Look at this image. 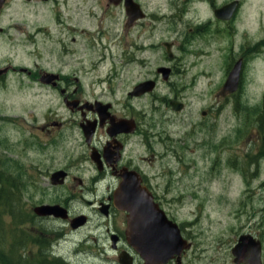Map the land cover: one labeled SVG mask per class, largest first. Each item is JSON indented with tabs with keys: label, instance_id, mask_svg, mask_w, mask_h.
Masks as SVG:
<instances>
[{
	"label": "rangeland",
	"instance_id": "374dc122",
	"mask_svg": "<svg viewBox=\"0 0 264 264\" xmlns=\"http://www.w3.org/2000/svg\"><path fill=\"white\" fill-rule=\"evenodd\" d=\"M138 1L146 12L155 13L159 9L161 17L168 16L165 7L168 0ZM44 10L42 9V18L48 15ZM255 11V24H243L238 28L246 29L258 40L264 36V0H255ZM78 17L82 26L91 28L82 13ZM45 21L48 22V19ZM124 21L122 10L114 8L110 19L105 22L107 37L101 41L105 44V50L95 46L93 53L82 51L79 55L82 70L86 71L91 65L94 71L83 77V80H93L96 77L110 80L109 85L114 94L106 96L113 100L114 110H120L126 99L125 92L137 82L150 77L155 66L165 63L164 50L159 43L174 42L171 49L174 51L180 35L185 31L184 25H172L165 19L155 23L156 29L150 28L145 20L143 28L134 26L126 30L123 29ZM85 37L81 36L78 42L84 43ZM133 44L140 45L141 51H135ZM150 44L156 46V49L148 47ZM210 44L208 47H201L205 48L203 50L206 53L198 59L176 52L178 59L173 64L180 62L182 66L179 65L181 71L171 78V82L176 89L184 87L182 95L184 94L187 105L185 110L175 114L164 111L165 107L160 101H152L150 97L132 100L130 104L144 111L147 120H151V117L155 121L161 118L157 127L161 141L153 145L154 153L160 157L149 168L148 175H156L157 172L160 174L166 168L174 172L171 190L166 197L167 204L163 203V207L177 223L192 222V233L200 234L196 239L199 248L218 245L217 252L216 248L209 250L210 255L218 256L225 254L232 242L231 229H237L242 224L235 221V217L240 213L248 215L252 210L264 209V156L259 154L260 151L264 152V132L260 129L264 123L253 114L243 112L264 97V61L251 62L246 66L243 77L248 105L245 107L242 97L238 111L232 99L219 94L220 82L225 74V51H217L216 45ZM198 45L197 42L194 43L193 48L200 47ZM10 48L6 45V40L1 42V67L10 64L18 72L24 68H46L52 71L59 68L56 66V57L26 55L18 48L9 50ZM127 53L133 54L137 62L126 63ZM192 62L196 63L195 67L189 68L188 65ZM202 71L204 77L197 75ZM32 73L36 74V71ZM191 78L195 80L193 84L190 82ZM158 87L155 89L156 95L168 91L165 84ZM100 89L110 88L103 85ZM95 92L100 91L95 89ZM201 112H205L203 119ZM68 119L69 115L57 93L38 84L34 77L22 72H12L5 81H0V173L2 178L16 182L14 184L18 189L19 207L26 213L25 216H30L32 207L39 204H59L63 207L67 203L74 212L85 211L87 208L77 199L76 181L57 186L51 185L47 177L54 170L66 168L69 175L88 185L87 179L92 175L89 164L79 160L86 152L77 148L79 133L74 127L68 126ZM52 122L66 123L59 128L51 125ZM191 122L197 125L202 122L201 134H191L189 131L190 135L185 134L188 123ZM169 138L173 140L169 141ZM172 153L176 158H173ZM146 155L144 152L147 158ZM161 178L152 180L153 184L159 182L163 186L167 180ZM72 195L77 200H65L73 199ZM24 220L23 227L28 228V231H31L30 227L33 225L45 234L52 254L61 258L64 264H111L107 247L100 241H91V238L96 239L101 233V229L97 233L93 229V224L97 222L94 217L75 233L69 231L67 225L60 223L49 222L44 226L29 218ZM9 221L6 218L7 227ZM61 234L64 236L58 237ZM26 237L24 252L31 262L50 256L46 249L40 255L32 256L33 247L28 242L27 233ZM85 238L88 239L87 243L77 244ZM1 243L4 247L8 245L7 242Z\"/></svg>",
	"mask_w": 264,
	"mask_h": 264
},
{
	"label": "flooded vegetation",
	"instance_id": "af4514ba",
	"mask_svg": "<svg viewBox=\"0 0 264 264\" xmlns=\"http://www.w3.org/2000/svg\"><path fill=\"white\" fill-rule=\"evenodd\" d=\"M127 1L130 5L126 7ZM131 3L136 5L135 8ZM81 7L84 9L80 10ZM165 7L168 10V16L161 17L159 9H156L155 13L144 11L138 0H0V45L6 40V45L11 47L9 50L18 48L26 55L56 57V66L59 67L57 71L46 68H37V70L24 68L22 69L24 71L19 72L34 77V81L38 84L57 93L69 115L68 126L74 127L79 133L77 148L86 152L79 160L80 162L86 161L92 170V175L87 179L88 185L69 175L66 168L54 170L47 175L50 180L51 174L62 171L64 176L60 185L63 183L65 185L68 181H76L78 184L77 199L87 206L85 211L74 212L66 203L63 207L61 206L66 210V219L52 216L40 217L33 213V208L48 204H39L32 207L29 219L44 224V226L49 222L67 225L69 231L75 233L91 222L94 217L97 222L93 224V229L96 233L101 229V233L96 239L91 238V241L94 243L100 241L103 246L107 247V252L111 256L109 262L111 264H227V261L228 264H264L263 208L258 211L252 210L248 215L240 213L235 217V221L242 224L237 229H231L230 242H232L225 254L218 256L209 254L211 252L209 250L213 248H216L217 252L218 245L208 248L198 247L199 243L196 239L200 234L192 233V222L177 223L175 218L166 211L163 203L167 204L166 197L171 190L174 172L166 168L160 174L157 172L156 175H148L149 168L160 157L154 153L153 145L161 141L160 130L157 129L161 118L155 121L151 117V120H147L144 111L130 104L132 100L150 97L152 101H160L165 107L164 111H171L175 114L185 110L187 105L184 94L182 95L184 87L176 89L177 87L171 82V78L181 71L179 65L182 66L180 62L173 64L178 59L176 52L198 59L206 53L203 50L205 48L201 47H208L211 43L210 45H216L217 51H225L223 69L225 74L223 81L220 82L219 94L221 97L232 99L238 111L243 97L246 107L248 101L245 98L243 73L249 63L264 61V36L256 40L255 35H251L243 28L239 30L238 26L255 24V0H168ZM114 8L122 10L125 19L123 29L126 30L134 26L143 28L142 23L145 20L152 29H156L157 24L155 23H160V19H165L172 25L185 26V31L177 42L176 50L171 51L174 42L159 43L164 50L165 63L155 66L150 77L137 82L125 92L126 99L120 110H114L115 105L111 102L113 100L108 98L111 97L109 95L114 94L108 78L103 80L97 77L93 80L82 79L94 71L91 65L83 71L79 57L82 51L93 53L95 46H99L102 51L105 50V44L101 43L106 39L108 32L105 22L110 19ZM42 9L48 13L44 18H42ZM79 13L83 14L91 28L81 25ZM46 18L48 22L45 21ZM81 36H86L82 44L78 42ZM196 42L200 47L193 48ZM148 47L156 49L153 44ZM133 48L135 51H141L140 45L133 44ZM131 61L136 60L133 54L127 53L125 62ZM195 64L192 62L188 66L193 68ZM235 67L238 68L237 81L233 90L229 91L226 89V79L228 73ZM160 69L167 70L166 79H162ZM35 71L36 74L32 73ZM12 72L19 73L18 69H14L10 64L5 67L0 66V81H5ZM197 75L205 76L203 71ZM145 82H152L153 87L148 92L134 95V87ZM190 82L193 84L194 78H191ZM162 84L166 85L168 91L165 94L156 95L155 89L157 90ZM103 85L110 89L101 90L100 87ZM95 89H99L100 92L96 93ZM172 104L178 106L179 110H173ZM243 112L253 114L264 123V97L249 107L248 111ZM204 114L205 112L200 113L202 119ZM64 123L66 122H52L51 125L61 128ZM196 125L197 123L194 122L188 123V130L185 134L190 135L189 132L201 134L202 122L197 127ZM260 129L264 132V124ZM166 149L167 147L165 151ZM144 152L147 153V158ZM259 154L264 156L262 151ZM161 156L163 157L162 154ZM172 156L176 158L174 153ZM161 177L167 180L163 186L159 182L153 184L154 180L162 179ZM140 193H147L165 219L176 225L179 238L183 246H186L179 254H172L163 263H147L143 256L134 252L125 234L128 213L120 210L119 206L122 204L118 200ZM178 197L182 198L180 195ZM72 198L65 200L68 202L77 200L73 195ZM172 199L173 197L170 200ZM79 216L83 217V224L71 228L72 220ZM30 229L31 231H28L27 228L26 232L30 245L33 247L31 254L37 256L44 251V245L46 243L48 245V240L38 227L32 225ZM37 232L39 234H34ZM63 236L61 234L58 237ZM87 242L88 239L85 238L77 244L83 245ZM241 242L243 246L237 254V246ZM48 253L56 258L51 249Z\"/></svg>",
	"mask_w": 264,
	"mask_h": 264
},
{
	"label": "water",
	"instance_id": "95a60500",
	"mask_svg": "<svg viewBox=\"0 0 264 264\" xmlns=\"http://www.w3.org/2000/svg\"><path fill=\"white\" fill-rule=\"evenodd\" d=\"M127 5H130L128 3ZM135 8V4L131 3ZM129 11V10H128ZM21 71H24L21 69ZM162 79H166L167 70H159ZM238 68L232 69L226 79V89L232 91L237 81ZM55 77V76H52ZM153 87L152 82H145L134 87V95L148 92ZM175 111L179 107L175 104L171 105ZM63 172L58 171L50 176L52 185H60L63 179ZM122 205L120 210L128 213V221L126 226V237L131 248L137 254L144 257L147 263L165 262L172 254L186 248L180 240L176 225L167 221L163 213L153 204L147 193L126 197L118 200ZM33 213L40 217L52 216L55 218L66 219V210L59 205H40L33 208ZM143 216L145 218H143ZM147 217V218H146ZM147 220V222H146ZM144 221V222H143ZM83 217L74 218L71 222V228H76L83 224ZM141 226H144L143 228ZM243 242L237 246V254L241 251ZM241 247V248H240ZM234 251V249H233ZM235 255V253H234ZM122 262V261H121Z\"/></svg>",
	"mask_w": 264,
	"mask_h": 264
},
{
	"label": "trees",
	"instance_id": "16d2710c",
	"mask_svg": "<svg viewBox=\"0 0 264 264\" xmlns=\"http://www.w3.org/2000/svg\"><path fill=\"white\" fill-rule=\"evenodd\" d=\"M1 175L0 173V241L7 242L8 245L4 247L0 242V264H64L58 258L50 256L34 262L28 259L24 252L27 232L23 225L24 218H29V216L26 215V217V213L24 214L21 207H19L18 189L14 184L16 182L2 178ZM6 214H9V216ZM6 218L10 219L8 227L6 226ZM9 225H12V227H9ZM44 249L47 252L49 251L47 243L44 245Z\"/></svg>",
	"mask_w": 264,
	"mask_h": 264
}]
</instances>
